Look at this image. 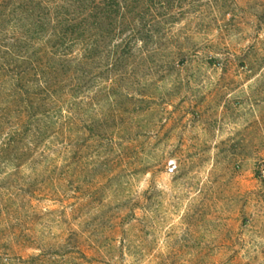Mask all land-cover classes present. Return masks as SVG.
Segmentation results:
<instances>
[{
	"label": "rangeland",
	"instance_id": "rangeland-1",
	"mask_svg": "<svg viewBox=\"0 0 264 264\" xmlns=\"http://www.w3.org/2000/svg\"><path fill=\"white\" fill-rule=\"evenodd\" d=\"M209 2L176 24L180 63L117 84L105 150L56 162L29 232L68 248L52 264H264V0Z\"/></svg>",
	"mask_w": 264,
	"mask_h": 264
},
{
	"label": "trees",
	"instance_id": "trees-1",
	"mask_svg": "<svg viewBox=\"0 0 264 264\" xmlns=\"http://www.w3.org/2000/svg\"><path fill=\"white\" fill-rule=\"evenodd\" d=\"M199 2L0 0V264L67 256L64 244L29 237L31 219L47 215L37 197L64 185L51 178L57 161L104 151L117 120L126 123L130 108L117 114L116 91L134 66L173 68L187 56L176 46V24ZM130 89L123 86L124 100ZM28 249L39 253L26 257Z\"/></svg>",
	"mask_w": 264,
	"mask_h": 264
}]
</instances>
